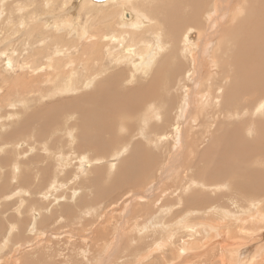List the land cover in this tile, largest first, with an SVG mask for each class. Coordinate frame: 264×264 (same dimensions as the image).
<instances>
[{"label":"rangeland","instance_id":"1","mask_svg":"<svg viewBox=\"0 0 264 264\" xmlns=\"http://www.w3.org/2000/svg\"><path fill=\"white\" fill-rule=\"evenodd\" d=\"M54 1L55 2H53V1L50 2V4H51L50 8L46 9L44 7L46 5L45 0H31V3H30V0H19V1L18 0H7V1L6 0H0V5H1V8H0V19H1V21H0V38H1L0 39V77H1L0 78V95H1V97H0V111H1L0 112V114H1L0 115V162L2 163V165H6L7 162L9 161V162H11V166H12V164L15 163V161L18 159V157L20 158V156H19L20 153H22L24 151V149H26V147L24 145H22L24 142H26V143L28 142L29 144L30 143L32 144L33 142H35L38 139L37 137L42 136V134L43 135L46 134V133L49 134L52 131V129L54 127V120H53V122L50 123V121H52L51 118L49 119L50 114H59V116H60L59 119H62L63 126L66 124V121H64V118L67 116L68 113H71L69 105L81 93H80V91L79 92L78 91H73L72 89L65 90L64 92L61 93L59 91V88H60V90H64L67 87H66V85L64 83L60 82L61 81L60 78L64 79L69 74L70 71L74 70L75 67H69L68 65L69 64H73L75 62L74 64H76V66L79 69L77 71V74L79 75V76L77 75V78L81 79L80 82L77 79V81H78L77 83H78L79 86L82 84V80L84 79V77L82 78V75L79 73V71H83L84 70V64H82V61L84 62V60H82V58H81L83 50L86 49L85 50L86 51V58H85L86 62H87V60H88V62H91L93 60L97 61V60L102 58L103 63H106V64H110V61H111L110 58L115 59L116 58L115 56H118L117 54L120 53V50L121 51L123 50L122 46H119V44L117 42H115L113 45H107V44L103 45L104 42H103L102 35L104 34V32L102 30H104V28L106 26L108 27V25H110L108 23L109 21H106V20H108L110 18V17L107 16L110 13L109 12L106 13L105 11H102V12L101 11H90V9L93 8V6H92L93 4L92 3H96L94 0H90V2H92L90 4H87V2H86L84 4L85 7L80 4V0H70L66 4L67 5L66 7L63 6L64 3H65V0L64 1L63 0H54ZM233 1H235V3L232 2L231 9L228 8V10L226 11V14H227L226 17L228 19H229V13L232 12V8H235L240 2V0H233ZM244 1H246V0H244ZM75 2L80 4V5H78L80 7L76 6ZM137 2H139V0H135L136 4L126 3V5H127L128 8L133 9V10L136 11V10L139 9V6L137 5ZM181 2H182V5H183L181 8H183L184 10H182L181 8L180 9L184 13H181L179 15V17L190 18L188 13L192 10L193 11V17L192 18H193L194 22H200L201 19L198 18V13H199L198 12V6L201 7L203 5V2L202 1H196L195 2V1H192V0H181ZM15 4L18 5V6L16 7ZM22 4L27 5V6L23 5L24 6L23 7ZM253 4L255 5V0H252V4L250 6L251 9H254V5ZM36 5H38V6H36ZM2 6L4 8H2ZM238 6H239L238 9L237 10L234 9L233 13H232V16H233L234 13L237 12L236 15L233 16V18L235 20L237 18V15L239 17L243 16L242 14H240L241 13L240 10L242 8L240 9V5H238ZM12 7H13V9H10ZM19 7L24 8L26 10V11L24 10L25 12H30L31 14L33 13L32 14V19H33V21H36L35 23H32V25H33L32 27L34 29L32 28L33 30H31L29 33L27 32V34L25 33V29H22L21 31L16 32L17 27L19 26V23L21 22V20H23L25 17H26V19H28L27 15L26 16L25 15H21V14H19V12H17ZM83 7H84V9H83ZM67 8H69V9H67ZM128 8H127V10H128ZM33 9H35L36 11H34ZM121 9H122V7H121ZM1 10H2V12H1ZM73 10H74V12H73ZM187 10H189V11H187ZM180 11H178V12H180ZM251 11L253 13V10H251ZM10 12H12L13 15H11L12 13H10ZM34 12H36V13H34ZM118 12H119V8L117 7L116 15L112 19V21L114 23L117 20ZM45 13L50 14V15L52 13L53 16L58 14L57 15L58 17L56 18V19H58V21L57 20H54L56 22L52 21V23H54V24H52L51 22L49 23V21L45 20V16L47 15ZM54 13H55V15H54ZM89 13H91V14H89ZM152 13L150 12L149 15H150V17L153 18L154 17V12H152ZM5 15L7 17H5ZM252 15L255 16L254 13ZM3 16H4V18H3ZM16 16L18 18L20 17V19H18ZM42 16H43V18H42ZM174 16L175 15L173 14V15L170 16V18L171 17L174 18ZM176 16H177V14H176ZM11 17H13V18H11ZM34 17L36 18V20H35ZM5 18H7V19H5ZM15 18H16V20H13ZM170 18L168 20V22H170V24H166L164 21L160 22L162 25L165 26V28L166 27L170 28L169 29L170 33L174 32V33L178 34L180 31H184L185 30L184 26L182 27V25L178 24V20H176L178 17L175 18L174 21H173L172 18L171 19ZM227 18H225V20H227ZM9 19L11 21H9ZM65 19L67 20L68 25H67ZM71 19H73V21ZM119 21H120V19H118V23H120ZM171 21L174 24L173 27H172L173 31H171V26H169V25H171ZM84 22H86V23H84ZM11 23H13V24H11ZM15 23L17 25H15ZM42 23H44V24H42ZM13 25L15 27L16 26L17 27L15 28ZM42 25H44V26H42ZM55 25L56 26L58 25V26L55 27ZM101 25H103V26H101ZM247 25H248V27H250V25L248 23H247ZM8 26H9V28H8ZM49 26H50V28H49ZM82 26H83V28H82ZM67 27H68V29H66ZM238 27L239 26H237V28ZM20 28H22V27H20ZM96 28H97V31L96 30L94 31V29H96ZM100 28L101 29L103 28V29L99 30ZM192 28L196 29V27H192ZM80 29H82L83 31L82 30L80 31ZM119 29L120 28H118V27L115 28V29H111V27H110L109 33H114L115 32L114 34H116V32H120L121 31V29L120 30ZM246 29H247L246 27H244V29L243 28H238L237 31L233 32V33H235V37L234 36H229V40H230V37L231 38H233V37L236 38V36H238L239 38H238V40H236L237 38L235 39L237 41L236 43L233 41L234 38L232 40H230V43H232V44H233V42L235 44H237V43L238 44H243V42L252 43L253 39H252V37H250V33H249L248 29H247V32H246L247 36H245V38L248 37L249 40L248 39H244V36H243V38L241 37L242 33L244 35V32H245ZM57 30H58V32H57ZM6 31H8V32H6ZM88 31H91V32L89 33ZM21 32H23V33H21ZM66 32H67V35H66ZM94 32L98 33V35L95 34ZM236 32H238V33H236ZM48 33L49 34L51 33V34L48 36ZM78 33H80L79 35H81V36L77 35ZM248 33H249V36H248ZM59 35H60V38L58 37ZM87 35H88V37H87ZM30 36H33V37H30ZM76 36L79 37V39L76 38ZM45 37H47V38H45ZM98 37H101V38H98ZM124 37H126V35H123V36L121 35V39H123ZM227 37L224 38L225 41H226ZM19 38H21L20 41H19ZM72 38H74V39H72ZM114 38H115V36H114ZM12 39H13V41H12ZM42 39H43V41H42ZM49 39L51 41H49ZM57 39H59L61 41V45H58L59 47L57 46V44H60V43L58 42L59 40H57ZM220 39H221L220 33L218 32L217 40L219 41ZM242 39H244V41ZM21 40H23V41H21ZM63 40H64L65 43L63 42ZM92 40L94 41V43H92L93 42ZM217 40H215V41H217ZM44 41H46V42H44ZM13 42H14V45H13ZM27 42H31V44H29V45H32V46H29ZM41 42H42L43 45L41 44ZM54 42H56V43H54ZM76 42H77L78 47L80 48V50H79V48L75 49L72 46V45H75ZM96 42H99V43L97 44ZM223 42H221V43L216 42L218 45H216L214 47L216 49H219V46L221 47V45L223 47ZM62 43H63L64 46L62 45ZM235 44H233V46H235ZM10 45H12L13 47L10 46ZM35 45H36V47H35ZM41 45H42L43 49L40 48ZM50 45H52V47L54 49L52 47L49 48ZM65 45H66V47H65ZM80 45H82V46H80ZM60 46H61V49H60ZM110 46H111V48H110ZM29 47H31V48H29ZM37 47L39 48V50H38ZM45 47H46V49H44ZM68 47H69V51H68ZM83 47L85 49H83ZM27 48H28V50H27ZM33 48L37 52L32 50ZM58 48H59V50L61 52L58 51ZM215 48H213V49H215ZM23 49H25V51ZM74 49H75L76 52L74 51ZM108 49L114 50L112 56H111L112 53L110 52L111 50H108ZM115 49H116V51H115ZM11 50H12V52H11ZM49 50H50V52H49ZM63 50L66 51L65 54L62 53ZM77 50H78V52H77ZM55 51H57V52L55 53ZM91 51H92V54H91ZM102 51H103V53H102ZM179 51H180V49L177 48V47H173L172 48V51H171L172 53H170V55L168 56L170 58L168 63L161 67L163 75L169 74L170 73L169 71H173V69H174L175 72H178L179 70L175 67V65L178 64L179 59H183V61L184 60H188L190 62V56L186 55L185 57H181V54H179ZM16 52H18V53H16ZM32 52L37 54V56H35V54L32 53ZM26 53H28V54H26ZM29 53L31 54V56H30ZM38 53H40V55H38ZM57 53H58L59 57L57 56ZM77 53L81 54V55L79 56ZM212 53L213 52H210L207 55H203V57L204 58L206 57V58L204 59L202 57V59H204V60L207 59L206 61H210V62L214 61L215 58H214V54L212 55ZM232 53H233V50L231 51L230 54H232ZM33 54H34V56H33ZM47 54H48L47 59H45ZM102 54H105V55H102ZM114 54H115V56H114ZM226 54H227V52L223 48V51L221 52V58L223 57L221 62L219 64H217V66H216L215 62H212L209 65V68L204 67V72H203V74L201 76V79H200V81L198 80V83L195 85V90L193 91L194 94H195V97L197 95H199V100L196 97L197 100H195L191 104V106H188L187 114L189 112L190 113L187 115L186 118H182L181 119V120L185 121L184 122V126L182 127V136L183 137H184L185 133L188 132V131H198L199 130V131H202V132L204 131L205 132V130H207V128H208V126L206 125L207 120H209L208 118L212 119V120H209V123L212 126V131L214 130L213 132H219V131L221 132V131H224V130H229V129H232L233 126H234V128H237V127H235V125H237L236 123H238L241 127H240V129L239 128H237V129L241 130L242 127H246V128H243V133H248L249 129H252V132L254 131L256 133L253 132L251 137H253L255 135L258 136V131H259L258 122H259L260 118H259V115L257 114V105H258L257 97L261 96L260 95V91H259L260 89H259V83H258L259 81L258 80H259L260 76L264 73L263 72L264 71L263 70L264 66H259V64H260V58L259 57H261V55H257V65H258V73H257V75L259 74V70L261 71V74H260V76L258 75L259 76L258 79H255L252 76L251 71L246 76V78H244V77L243 78L242 77H236L237 73H236L235 67H234L235 64H234L233 61H231V64H230L229 63L230 61L229 60L227 61L225 59ZM44 55H45V57L42 58ZM66 55H68V56H66ZM69 55L74 56L75 58L71 57ZM100 55H102V56H100ZM39 56H40V58H39ZM55 56L57 57L56 59L58 60L59 64H57V60L52 59V57L55 58ZM63 56L65 57V59H67V58L69 59L71 57L69 60H67L70 63H68L64 59ZM106 57L107 58L109 57V60L105 59ZM9 58H11L13 61L11 59H9ZM60 58H62L64 61H62V59H60ZM186 58H188V59H186ZM44 59H45V67L46 68L44 67V63H43ZM18 60L20 62V65L17 64V63H19V62H17ZM26 60H28V62ZM31 60H32V64H34L35 66H32V64L30 63ZM33 60H35V61H33ZM40 60H41V62H40ZM52 60L54 62H52ZM60 60H61L62 64L63 63L64 64L67 63V67L66 68H64L66 66V64L65 65L63 64L62 66L60 65V62H59ZM225 60H226V62H225L226 71L224 72V71H222L221 66H222V61H225ZM10 62L13 63L14 65L11 64ZM23 62H24V64H23ZM25 62L27 64H25ZM77 62H79V63L77 64ZM42 63H43V65H42ZM15 64H16V66H15ZM49 64H51V65H49ZM56 64L58 66L60 65L58 67L59 70H58V68L56 69ZM168 64H169L170 68L167 67ZM37 65H39V66H37ZM30 66H32V67H30ZM171 66L174 67V68H172ZM3 67H5V68H3ZM32 68H33V70H32ZM53 69L55 70V72L53 71ZM155 69H154L153 74L155 72H157L159 67L157 66V68H155ZM48 70H51L50 71L51 73ZM29 71H30V73H29ZM35 72H38L39 74L35 73ZM43 72H45L46 74L43 73ZM53 72H54V75H53ZM179 72L181 73V71H179ZM31 73H34V75H32ZM37 74L40 75V76H38ZM42 74L43 75L45 74L48 77L50 75L51 82L47 83L46 80L44 79L45 76H43ZM32 76H34V78ZM35 76L38 79L35 78ZM179 76H180V82H182V83L185 82V83H189V84L192 83V80H191V78H189L190 76L188 74H181ZM30 77H32L33 80L36 79L37 82L36 81H30V80H32ZM56 78L59 79V80H57ZM102 78H104V76L100 77V79H102ZM225 79H227V83H224ZM95 80L97 81L98 79H95ZM239 80H240V82H239ZM38 81L40 82V84L42 82V84L40 85ZM260 81L262 83V79ZM21 82L23 84L25 83L26 85L22 84L23 85L22 86ZM95 82H94V84L92 86H90V88H92V89L94 88V86L96 85ZM32 84L34 86H32ZM48 84H50V85H48ZM55 84H57V85H55ZM60 84H62V85L60 86ZM19 85H21L22 87H20ZM30 85H31V87H30ZM51 86H53V87H51ZM50 87L53 89V91H52V89ZM257 89H258V91H257ZM27 90H29V91L32 90V91L28 92ZM182 90H184V89H182ZM83 91L86 92L87 90H83ZM176 92L174 90H164V91H162V94H160L158 96V98L154 97V99L153 98H151L152 100L150 99V101L154 103L156 111L157 110L159 111V109H160L159 112H163V111L165 113L167 112L166 113L167 118H165L167 121L171 120L172 116H174L175 108L178 105V103H175V102L178 100V98H181V94L178 93L179 90H176ZM239 92H242V93H239ZM258 93H259V95H258ZM163 95H164V97H163ZM208 96H211L212 99L209 100ZM243 97H244V101H243ZM9 98H10V100H9ZM129 99H131V101H129ZM240 99H242V100H240ZM4 100H5V102H4ZM8 100H9V102H8ZM111 100H112V98H111ZM127 100H128V103L126 102ZM127 100H125V103L129 107L128 116L127 117H128V119H131V118H133L135 116V114H137L136 113L137 109L135 107V112H134L133 111V107H130V106L133 103H135L137 101V99L133 100L132 97H130V98L128 97ZM204 100H205V102H204ZM255 100H256L257 103L255 102ZM156 101H158V102H156ZM197 101L198 102L200 101V102L198 103ZM209 101H211V102H209ZM217 101H220V102H217ZM1 102H2L3 106L1 104ZM123 102H124V100H122V103ZM78 104H80V102ZM87 104L88 105H93L92 102H88ZM120 104H121V102H120ZM154 106H152V105L150 106L149 105V106H146V108L147 107H151V108L153 107V109H154ZM191 107L192 108L194 107V108L192 109ZM253 107H254V109H256L255 111H252ZM190 108L192 110V114H191ZM203 108H204V110H203ZM219 108L221 109V111H220ZM244 108H245V110H244ZM222 110L223 111L225 110L226 114H229V116H230V117H226V122H225V118H223L224 115L221 114V113H224ZM54 111L57 112V113H54ZM215 112H216V114H215ZM9 113L11 115H9ZM194 113L197 116L196 118H195V114ZM230 113H231V115H230ZM14 114L15 115L17 114V115L15 116ZM177 114L174 116L173 119H177ZM240 114H242V116L244 115L246 117H244V116L242 117ZM27 115H31L30 117H32V119L30 118L31 120L29 119L27 121L26 120V116ZM40 115H42V116H40ZM170 116H171V118H170ZM13 118H14V120H12ZM233 118L234 119L236 118L235 120H237L238 122H234L235 120ZM136 119H138V117H136ZM242 119H244L246 122L244 120H242ZM154 120H156V119H153L151 124H150V126H149V130L151 132H152V130L154 128V125H153V124H155V122L153 123ZM195 121H196V124H195ZM6 122H8L10 125L8 123H6ZM223 122H225V125L222 124ZM2 123H6L5 124L6 126H2ZM86 123H89V121H87ZM129 123H132V121H129ZM49 124H51V125H49ZM91 125L95 127V125L92 122H91ZM254 126L256 128V131L254 130L255 129ZM197 127H199V128H197ZM40 129L42 131H44V132H41ZM13 130H14V132H13ZM9 131L11 132V134H10ZM8 132H9V134H8ZM12 133L15 134L14 137H13ZM34 133L36 135H34ZM7 134H8V136H7ZM118 134H120V133H118ZM124 134L130 135L129 132H125ZM136 136H138V139L140 141H142L143 143L147 144L146 145V149L150 152V154H151V152L153 153L155 150L160 152V150H162V147L165 145L163 143H158L157 141H155V142L154 141L153 142L149 141L148 140L149 136L143 137L141 134H138ZM29 137H30V140H29ZM8 138H10V139H8ZM31 139H33L34 141L33 140L31 141ZM138 139L137 140H133V139L126 138V140H122L121 142H118L116 144V146H112V147L108 146L107 149L103 148L101 146L99 147V145H96L94 147V148H96V150L95 149H91V148L85 149L86 152L89 151L88 152V153H90L89 156L93 157V159H94L93 166H95L97 168H103L104 169V172L102 173L103 175L101 176V180L100 181L97 179L98 176H99V175H97L98 173L94 172L93 169L91 170L89 167H86L85 169H87L88 173L84 170L85 164H84V160L82 159L83 156H79L78 155V157H77V155L74 154L73 156L70 155L73 158V160H72L73 163L70 164L71 167L67 166L64 169L63 173L59 174L60 182H58V181L55 182L54 186L51 187V185H50L51 184L50 183L51 179H49V180L47 179L46 184L44 186H42L43 187L42 189H44V191L41 188L39 189L38 187H33L34 190L36 189L35 193L33 195L28 194L26 197L22 196V195H24V193L22 192L21 186L17 183V176H25V172L24 171L21 172V169H19L17 173L13 172L14 171L13 170L9 174H7L6 168L8 169V167H10V165H6L5 168H3V169L0 168V194H1L0 195L1 196L0 197V201H5L6 202V203L5 202H0L1 203L0 204V207H1L0 208V212H1V214L3 213L2 217L0 216V264H40V263L41 264H54V263L55 264L56 263H58V264H100V263L101 264H140V263L141 264H145V263L150 264L151 262H152V264H163V262H164V264H165V262H166V264H170V263L172 264V262H174L175 259H176L175 262L177 264H181V263L182 264H216V263L218 264V262L221 261V259L219 260L221 252L219 250H217L215 248V246L214 247L213 246L206 247L205 245L202 244L203 245V247H202V245H200L201 243L190 244V245L186 244L185 240H188V237L185 234V232H183L185 230L182 228V224L178 223V222L181 221V218L183 220V216L181 218L179 216H176L175 219L173 218L176 215V212H177L176 209H175V206L178 205V203L174 199V197H176V193H175L174 189L177 188V186H179L178 185V179L179 178L175 177V172L174 173L172 172V175H170L169 178L165 177V176L164 177H160L159 176L161 174L160 170H158L156 172V170L154 169V168L159 169V166H162L163 161H165L166 158L164 156V151H163L162 154L159 153V152H156V155L152 156V158H155V159H152V164H151V166L154 167V168H152L153 170L149 171V169H147L146 171H144L145 173L142 172V175H140L138 177L136 176L138 173L133 174L130 171V168L125 166L126 165V161L124 159L126 158V156H128L129 153L132 152V150H135V152H136L137 148H133V145H134V143L136 141H138ZM10 140H13V141L17 140V143L19 142L20 144L19 143L17 144L16 142H12ZM22 141H24V142H22ZM228 141L230 142V140H228ZM231 141H232V139H231ZM81 142H82V140H79V141L76 142V144H80ZM199 142L195 141L193 143L194 144L196 143V146L197 145L201 146L203 142H201V141H199ZM13 143H15V144H13ZM209 143L210 142H208V144ZM230 143H232V142H230ZM11 144H13V145H11ZM102 144H104V142H102ZM127 144H129V147H127L128 146ZM38 145H40V143ZM122 146H125V147H124V149L121 150V152L122 151H125V152L121 156V158H119V159H121V161L118 160L117 158L113 160V156H114L117 148L120 149ZM200 146H199V149H200ZM220 146H224V142L223 141H218L215 144V147H214L215 150L217 151ZM16 147L19 148V149H17ZM127 148H129V150ZM184 148H183V151H182V153H184L182 158H181L182 161L185 162L186 160H188V162H189L190 161L189 159H191V160L193 159L194 160L195 159V157H194L195 156V152H194V154L192 153L193 155L192 154H190V155L187 154L186 155L187 150H188V143L187 142H184ZM262 148H264V147H262ZM109 149H111V150H109ZM66 150H68V151L72 150L71 146L69 145ZM78 151H79L78 149H73V153H77ZM111 152H113V153H111ZM140 152L141 151H138L137 153H140ZM33 153H34L33 151H28L27 155L30 156ZM245 153L246 152H244V153L241 152V153H238V154L234 155V152H233V154L226 155V157H225V155H223L224 157L222 156V160H225V161H227V160L229 161L230 160V161H233V162H236V163L238 162V164L240 166L238 165V167L235 169L236 173L234 171L233 175H229L228 177L222 178L221 182H219L220 184L221 183H225V182L227 183L230 180V186L226 190H224L225 193L227 191L229 199L224 197V199H221L222 200L221 202H223V204L222 203H220V204H222L221 206H223L224 209L227 210V212L230 211L229 212V217H231V219L227 218L226 220L223 221V219L219 216L220 217L219 219L221 221L222 226L223 227L225 226L223 230L225 232L226 239H227V236H228L227 241L228 242H232V243H237V244H241V242H242L243 243L242 246L245 247L244 250L242 249L243 251L240 250V252H238V253L235 252V255H234V257L232 259L230 258V255H226L227 259H226V262L224 264H229V263L230 264H235V263L236 264H240V263L241 264H253L252 262H254V264H257V263L258 264H264V260H263L264 259V255H263L264 254V247H263L264 246V234L261 236V234H262L261 232L264 231L263 230V228H264V205L261 208H258V212L255 210L256 206H252V204L254 202L257 205V203H256L257 200H261V202H262V199H263V196H264V192H261V188H262V186H264V171L261 172L262 170H264V164H263V160H262L261 154H258V153L255 154L254 153V154H251L252 157L250 155L249 156L250 158H249L248 156L245 155ZM16 155H18V156H16ZM233 156H234V158H233ZM253 156H256V158L253 157ZM99 157H101V158H99ZM139 157L137 159H140ZM229 157H231V158L229 159ZM4 158H5V161H4ZM7 158H10V159H7ZM127 158H129V157H127ZM236 158H237V160H236ZM239 158H240V160L238 161ZM11 159H12V161H11ZM137 159H135V157H133V158L131 157V158L128 159V163H129L130 167L135 166V163L137 164ZM111 160L117 166H119V165L123 166L124 165V167L120 168V170L122 169L121 171L119 170L120 172L118 171V167H117L114 172H112L111 174H108L109 170H107V166L109 165L108 162L111 161ZM17 161H18V167H19V164H20L21 161L19 162V159ZM1 163H0V165H1ZM121 163H125V164H121ZM22 166H23L22 170H23V168L25 169L24 164H22ZM81 166H83V167H81ZM141 166L143 167L144 165H141ZM256 167H257V169H256ZM27 168L30 171V168L28 166H27ZM89 169L91 171H89ZM123 169L124 170L126 169L127 172L130 173V174H127ZM133 169L136 170V168H132V170ZM258 169H260V171ZM135 170H133V172H135ZM254 170L259 171V173L261 172L260 176H259V178L257 180L255 179ZM148 171H149V173H148ZM76 172L78 173V175L76 174ZM91 172H92L93 175L91 174ZM124 172H125V174H124ZM246 172H248L249 174L247 173L248 174L247 175ZM30 173L33 174V172H31V171H30ZM51 173L55 174V169H53L52 167H51ZM228 173H230V172H228ZM239 173H241V174H239ZM5 174H7V175H5ZM54 174H53V176H54ZM131 174H132V177H131ZM251 174H252V176H251ZM125 175H127V177ZM134 175L138 179H136L135 177L133 179ZM179 175H181V173ZM246 175L250 176V177H247ZM7 176H8V178H7ZM120 176L123 178V182H122V178H120ZM124 177H126L125 180H124ZM217 177H219V174L217 175ZM140 178L142 180H140ZM115 179H119V181L121 180L120 183H119V181H117V182L114 181ZM183 179H184L183 182H188V179H185V178H183ZM254 179L256 181H254ZM3 180H4V182L6 181L5 184H4ZM52 180H54V178ZM139 180L142 181V182H139ZM224 180H226V181H224ZM112 181H113V183H112ZM134 181L138 182V184H136ZM242 181L245 184L247 183V181H248V183H249V181H251L250 182L251 184L250 183L247 184V185L242 184L241 185L242 187H239L238 183L239 182L243 183ZM123 183H126V184H124L125 186L123 185ZM132 183H135L136 186L132 185ZM154 183H156L157 185L153 188L152 184H154ZM219 183H217V184H219ZM258 183H260V184H258ZM107 184H108V188L109 189L107 188ZM119 184L122 185V186H120ZM127 184H130V185H127ZM260 185H261V187H259ZM110 187H111L112 190L110 189ZM196 187H197V189H199V186H196ZM150 188H151V190H150ZM254 188H256V189H255V192L253 193ZM47 189L50 190L49 195H48V192H47L48 190ZM231 189H235V191L233 190L235 192V194H236L235 197H231L230 193H228V192H231ZM13 190H14V192H13ZM56 190H57V192H56ZM163 191H164V193H163ZM219 191H222V190L220 189ZM43 192L45 194L47 193V196H45V194ZM13 193H15V194L19 193L17 195L19 198H17V196L15 194H14V197H13ZM38 193H39V195H37ZM41 193H42V195H41ZM148 193H150V194H148ZM173 193H174V195H173ZM54 194L58 195V196L60 194H62V196H59V197L56 196L55 197ZM77 194H78L79 199H77V197H76ZM131 194L134 195V196H132ZM188 194H191V191H189ZM6 195H7V197H10L11 200H10V198L8 200L5 199L4 197H6ZM157 195L159 197H157ZM48 196H49V198H47ZM74 196H75V199H74ZM32 197L34 199H32ZM153 197H155L157 199V202H155L156 199L155 198L153 199ZM161 197H162L163 200L161 199ZM170 197L171 198L173 197L172 199H174V201H175V202L172 203V207H174L176 212L174 211L173 214L171 213V215H170V213L163 214L164 218L162 217V219L159 221L160 217H155V216H157V214H161L160 211H158L160 209L159 207H161L159 205H162V203L164 204L165 202H163V201H167V199L170 198ZM40 198H41V200H40ZM158 198H159V200H158ZM215 198L217 199L219 197H215ZM37 199H39L38 200L39 202L43 201L44 203H47L49 200L52 201V200H56V199H58L60 202H63L65 200H67L65 202H68L70 207L68 206V204H67V206L70 209L66 208L67 206H64L65 209H63V212L60 214V212L62 211L63 205H56L55 208H53V212H52L51 209L45 208L46 205L43 202H42V204H40L37 201ZM232 199L238 201V207H233L232 206ZM24 200H25V203H24ZM31 200L32 201L35 200V201H33V203H32ZM75 200L78 203L77 205L75 204L76 203ZM10 202H12V203H10ZM151 202L153 203V205H152L153 208L150 207L151 206ZM224 202H228V203L225 205ZM13 204H15V206H13ZM3 205L4 206L7 205V207H4ZM2 206H3V208H2ZM20 206H21V208H20ZM27 206H29V207H27ZM75 206H77V207H75ZM147 206L150 209L149 208L147 209ZM154 206L158 207V208L156 209ZM241 206H244L246 208H249V209L253 210L252 218L257 216L255 219H253V221L254 220L255 221L259 220V222L261 223V224H259L258 227H256L252 223H250L251 220L247 221L248 224L245 225V226H243V224H241V222H246L244 220L245 218H247L246 220L252 219L251 216H249V215H241V216L237 215V213L240 211V207ZM33 207L35 208V210H33ZM59 207H60V209H59ZM223 207H219L218 206V208H217L215 213L219 212L221 209H223ZM15 208H17V209H15ZM72 208H74V209H72ZM154 208L156 210H153ZM1 209H4V210H1ZM21 209H22V211H21ZM43 210L45 212H43ZM137 210H140V211H138L140 213H138ZM146 211H147V214H146ZM156 211H158V212H156ZM47 212H49V213H47ZM71 212H72V214H71ZM4 214H5L6 217L4 216ZM11 214H13V215H11ZM29 214L32 215V216H30ZM36 214H38L39 216H37ZM143 214H144V217H143L144 220L142 219ZM41 215L43 216V218H42ZM67 215H68L69 218L67 217ZM60 216H61V218H60ZM125 217H127L128 219L125 218ZM134 217H136V219ZM178 217H179V220H177ZM260 218H261V220H260ZM25 219H29V220L31 219L30 220L31 223H30L29 220H25ZM146 219H147V221H146ZM167 219L169 220V222L167 221ZM126 220H127L128 223H126ZM133 220H135V221H133ZM140 220H141V222H140ZM164 220H166L167 222L164 221ZM142 221H144V223H146V224L142 223ZM148 221H149V223H148ZM36 222H38L39 224L37 223L38 225H36ZM40 223H41V226H40ZM177 223H178V225H177ZM20 224L22 226H20ZM167 224H168V226H167ZM11 225H13L12 229H11ZM144 225H147L149 229L146 226H144ZM34 226H36L35 227L36 230H35ZM162 226L163 227L165 226V227L162 229ZM251 226H252V228H255L256 230L252 229ZM17 227H19V228H17ZM22 227H23V231L24 232L21 230ZM41 227L43 229H41ZM136 227H139L140 229L139 228L136 229ZM155 227H157V228H155ZM158 227H160V229H158ZM167 227L169 229H166ZM145 228H147L148 230L147 229L143 230ZM25 229H28V230H25ZM161 229H162V231H161ZM248 229H250V233L251 234L248 233L249 232ZM33 230H35V232ZM169 230L170 231L173 230V233L171 232L170 235L169 234L167 235L166 232L169 233L170 232ZM67 231H68V233H67ZM9 232H11V234ZM38 232L39 233L41 232V233L39 234ZM51 232H52V234H51ZM89 232H90V234H89ZM163 232L166 233L167 237L165 236V233L163 234ZM25 233H26V235H25ZM69 233H70V235H69ZM237 233H239V234H237ZM8 234H10V235L8 236ZM41 234H42V236H40ZM20 235H22V236H20ZM23 235H25V237ZM86 235H89V236H86ZM175 235H176V237H174ZM235 235H237V238L233 239ZM84 236H86V237H84ZM117 236H118V238H117ZM239 236H241V237L239 238ZM242 237H245V238L243 239ZM251 237L253 238L254 241L252 240ZM255 237L258 239V240L256 239V242H255ZM44 238H45V240H44ZM84 238H86V239H84ZM174 238L175 239L177 238L178 240H175ZM260 241H261V243H259ZM37 244H39V245H37ZM115 244H116V247H115ZM193 245H196V246L199 245V246H201V248L199 246L197 248L198 250L190 248L187 252L185 251V253L187 255L185 253H183L185 256L182 255V253H181V252H183L182 247H184V246H193ZM252 245L254 247H251ZM196 246H193V247H196ZM237 247H239V246H237ZM116 248H117V250H116ZM205 248H206V250H205ZM249 248L250 249L253 248L255 250L253 251V249L250 250ZM199 249L201 250L202 253L198 252V251H200ZM247 249H248V252H247ZM192 250H193V252H192ZM196 252H198V253H196ZM216 252H218V253H216ZM170 253H171V257H172V259H170V261L172 260V262H170V261L168 262ZM199 253H200L201 256L199 255ZM251 253H254V254H251ZM174 254H175V256H174ZM177 254H178V256H177ZM204 254H206V255H204ZM217 254H219V256H217ZM236 254H238V255H236ZM255 254L257 255V257H255L256 259L253 257V256H256ZM199 256H200V258H199ZM166 257H167V259H166ZM176 257H178V258L180 257V258H182L184 260L182 261V259H180V258L178 259ZM252 259H253V261H252ZM11 261H12V263H11ZM206 261H208V262H206ZM138 262H140V263H138ZM175 262L173 264H176ZM219 263L222 264L223 262H219Z\"/></svg>","mask_w":264,"mask_h":264},{"label":"bare ground","instance_id":"2","mask_svg":"<svg viewBox=\"0 0 264 264\" xmlns=\"http://www.w3.org/2000/svg\"><path fill=\"white\" fill-rule=\"evenodd\" d=\"M7 1V0H6ZM19 1V0H18ZM55 2L54 0H45L46 5L44 6L46 9L50 8V2ZM64 1V0H63ZM70 0H65L64 3V7H66L67 3ZM96 3H92L90 2V0H80V4L84 6V4L87 2V4L92 3L93 8L90 9V11H105L106 13H110L109 15H107L108 17H110L108 20V23L110 25H108V27L106 26L104 28V30H102L101 28L99 30H102L104 32V34L102 35L103 38V45H113L115 42H117L119 44V46H122L123 50H120V53H118V56H114L116 57L115 59L110 58V64H106L103 63L102 58L99 60H93L91 62H87L85 61L86 59V49L83 47L82 51V60H84V62L82 61V64H84V70L83 71H79V73L82 75V78L84 77V79L82 80V84L79 86L78 85V81H77V71L79 70L78 67L76 66V64H69V67H75L74 70L70 71L69 74L63 79H61L60 77V82L64 83L66 85L67 88H65L64 90H60L59 91L62 93L65 90H69L72 89L73 91H80L81 94H79V96L77 98H75L71 104L69 105L70 108V112L68 113L67 116L64 118V121H66V124L63 126V121L62 119H59V114H50L49 119L51 118L53 122L54 120V127L52 129V131L48 134H42V136L37 137L38 139L33 142L32 144L30 143H26L24 142L22 145H24L26 147V149H24V151L22 153H20V158L19 159V167H18V159L15 161L14 164H12L11 166V162H7L6 165H10V167H8L7 170V174H9L10 172H15L17 173L19 169H21V172H25V176H17V183L21 186L22 192L24 193V195H22L23 197H26L28 194L33 195L35 193V190L33 189V187H38L39 189L43 188L42 186H44L46 184L47 179H51V187L54 186L55 182H60V178H59V174L63 173L64 169L69 166L71 163H73V158L70 155H78L79 156H83V160H84V170L87 172V169H85L86 167H89L91 170L93 169L94 172H97L99 175L98 176V180H101V176L103 175L102 173L104 172L103 168H97L95 166H93V162L94 159L93 157H90L88 152L85 151V149L87 148H91V149H95L94 148L96 145H99V147H103L106 148L108 146H116V144L118 142H121L122 140H126V138L129 139H133V140H137L138 139V134H141L143 137H147L149 136L148 140L149 141H157L158 143H163L165 144L162 147V150L159 151H154L153 153L150 152L146 149V145L145 143H143L142 141H140L138 139V141H136L133 145V148H137L136 152L135 150H132L131 153L128 154V156H126V158L124 159L126 161V167L130 168V171L133 174L138 173L136 176H140L142 175V172L146 171L147 169H149V171H152L154 167L151 166L152 164V158L153 155H156V152L159 153H163L164 151V156H165V161H163L162 166H159V169H156V172L158 170H160V177H168L170 175H172V172H175V177L179 178L178 179V185L177 188H175V193H176V197H174V199L176 200V202L178 203V205L174 207H172V203L175 202L174 199H172L171 197L167 199V201H163L165 202L164 204L162 203V205H159L161 207H159L160 209L158 211H160L161 214H157V216L155 217H160L159 221L162 219V217L164 218L163 214L166 213H171L173 214V212H176V215L173 217L175 219L176 216H179L180 218L183 216V220L181 218V221L178 223L182 224V228L185 230L183 232H185V234L188 237V240H185V243L190 245V244H196V243H201L200 245H205L206 247H210V246H215V248L217 250H219L221 252L220 258L221 261L219 262H223L222 264H224L226 262V255H230V258L232 259L235 255V252L238 253L241 251H243L245 249V247L242 246V242L241 244H237V243H232V242H228V236L226 239V235L224 232V227L221 224L220 221V217L224 220H226L227 218L231 219V217H229V212H227L226 209H224L223 206H221L223 204V202H221V199L228 198V194L227 191L226 193L224 192V190H226L229 186H230V180L229 182H225V183H219L221 182L222 178L228 177L229 175H233L235 169L238 167V162H233V161H225L222 160V156L225 155H231L234 152V155L241 153V152H246L245 155L246 156H250L251 154H261L262 156V160H263V164H264V73L260 76L261 71L259 70V91H260V97L258 96V105H257V114L259 115V131H258V136L255 135L253 137L252 134V129H249L248 133H243V128L246 127H242L241 130L240 129V125L238 123H236L237 125H235V127L239 128H234V126L232 127V129L229 130H224V131H219V132H213L212 131V126L209 123V120H212L210 118H208L209 120H207L206 125L208 126L207 130H205V132L203 131H188L185 133L184 137L182 136V127L184 126V122L183 120H181L182 118H186L187 115V111H188V106H191V104L197 100H199V95H197L195 97L194 94V90H195V85L198 83V80L200 81L201 76L204 72V67L209 68V65L212 62L219 64L222 60L221 58V52L224 50L227 52L225 59L228 61H230L229 63L231 64V61L234 62V67H235V71H236V77H244L246 78V76L250 73L255 79H258V65H257V55H261L260 58V64L259 66H264V0H255V5H254V9H251L250 6L252 4V0H240L239 4L240 5V14H242L243 16L239 17L237 15L236 20L233 18L234 15H236L237 12L234 13V15L232 16L233 10L234 9H238V5L235 8H232V12L229 13V19L226 17V11L228 10V8L231 9L232 7V2L235 3V1L233 0H192V1H202L203 5L200 7L198 6V18L201 19L200 22H194L193 20V11L191 10L188 15L190 16V18H185V17H179V15L182 12V10H184L183 8H181L182 2L181 0H139V2H137V5L139 6L138 10H133L127 7L126 3H135V0H94ZM17 2V1H16ZM78 2V1H77ZM77 2H75V5L78 6L80 4H78ZM189 2V1H188ZM31 3V0H30ZM34 3V2H33ZM98 3V4H97ZM190 3V2H189ZM16 5V4H15ZM24 4H22L23 6ZM74 5V4H73ZM72 5V6H73ZM74 5V6H75ZM200 5V4H199ZM18 5H16L17 7ZM27 6V5H24ZM23 6V7H24ZM38 6V5H36ZM73 6V7H74ZM75 6V7H76ZM189 6V5H188ZM187 6V7H188ZM43 7V6H42ZM63 7V8H64ZM70 7V6H69ZM80 7V6H78ZM85 7V6H84ZM83 7V9H84ZM117 7L119 8V12L117 14V20L114 23L112 21L113 17L116 15L117 12ZM122 7V9H121ZM134 7V6H133ZM185 7V6H184ZM190 7V6H189ZM194 7V6H193ZM1 8V5H0ZM2 8H4L2 6ZM128 8V10H127ZM182 10H181V9ZM10 9H13L10 8ZM16 9V8H15ZM69 9V8H67ZM82 9V8H81ZM149 9V10H148ZM3 10V9H2ZM1 10V12H2ZM25 9L22 7H19L17 12H19V14L21 15H27L28 19H26V17L21 20V22L19 23V26L17 27L16 32L21 31L22 29H25V33L27 34V32L29 33L31 30H33L34 28L32 27V23H35L36 21H33L32 19V14L30 12H25ZM34 11H36L35 9H33ZM32 10V11H33ZM62 10V9H61ZM71 10V9H70ZM181 10V11H180ZM255 16H253L252 11ZM13 11V10H12ZM30 11V10H29ZM63 11V10H62ZM154 12V17H150V12ZM180 11V12H178ZM189 11V10H187ZM251 11V12H250ZM14 12V11H13ZM66 12V11H65ZM72 12V11H71ZM74 12V10H73ZM250 12V13H249ZM12 13V12H10ZM36 13V12H34ZM177 16H176V14ZM186 13V12H185ZM18 14V13H17ZM47 14V13H45ZM80 14V13H79ZM91 14V13H89ZM153 14V13H152ZM175 15L173 19L177 18L176 20H178V24L182 25V27L184 26L185 30L184 31H180L178 34L177 33H170V28L166 27L164 25H162L160 22L164 21L166 24H170V22H168L169 18L171 15ZM13 15V13L11 14ZM37 15V14H36ZM55 15V13H54ZM58 15V14H57ZM55 15L53 16L52 13L47 14L45 16V20L49 21V23L56 19L58 16ZM183 15V14H182ZM76 16V15H75ZM5 17H7L5 15ZM17 17V16H16ZM52 17V18H51ZM68 17V16H67ZM66 17V18H67ZM2 18V17H1ZM4 18V16H3ZM13 18V17H11ZM10 18V19H11ZM18 18V17H17ZM35 18V17H34ZM40 18V17H39ZM43 18V16H42ZM87 18V17H86ZM170 18V19H171ZM197 18V19H198ZM225 18H227V20H225ZM7 19V18H5ZM9 19V21H11ZM20 19V17L18 18ZM63 19V18H62ZM61 19V20H62ZM70 19V18H69ZM118 19H120V23H118ZM196 19V20H197ZM13 20H16L13 19ZM36 20V18H35ZM41 20V19H40ZM66 20V19H65ZM73 21V19H71ZM75 20V19H74ZM152 20V21H151ZM175 20V21H176ZM1 21V19H0ZM19 21V20H18ZM64 21V20H63ZM77 21V20H76ZM80 21V20H79ZM45 22V21H44ZM56 22V21H54ZM81 22V21H80ZM168 22V23H167ZM223 22V23H222ZM225 22V23H224ZM10 23V22H9ZM18 23V22H17ZM62 23V22H61ZM64 23V22H63ZM66 23L68 25V22L66 20ZM77 23V22H76ZM75 23V24H76ZM79 23V22H78ZM86 23V22H84ZM83 23V24H84ZM247 23L250 25V27H248ZM13 24V23H11ZM40 24V23H39ZM44 24V23H42ZM54 24V23H52ZM15 25H17L15 23ZM85 25V24H84ZM173 22L171 21V31L172 27H173ZM247 25V26H246ZM14 26V25H13ZM44 26V25H42ZM58 26V25H57ZM55 25V27H57ZM87 26V25H86ZM99 26V25H98ZM103 26V25H101ZM167 26V25H166ZM178 26V25H177ZM237 26H239L238 28H243L246 27L249 30L250 33V37H252L253 41L252 43H246L243 42V44H235L238 40V36L235 37V31L238 30ZM15 27V26H14ZM15 27V28H16ZM22 27V28H20ZM48 27V26H47ZM66 27V26H65ZM70 27V26H69ZM92 27V26H91ZM110 27L111 29H115V28H120L121 31L120 32H116V34L114 33H109L110 31ZM181 27V28H182ZM192 27H196L192 28ZM9 28V26H8ZM33 28V29H32ZM50 28V26H49ZM83 28V26H82ZM89 28V27H88ZM68 29V27L66 28ZM72 29V28H71ZM90 29V28H89ZM93 29V28H92ZM119 29V30H120ZM247 29L244 32V35L242 33L241 37L244 39H248L249 38H245V36H247L246 32ZM36 30V29H35ZM34 30V31H35ZM60 30V29H59ZM82 29H80L81 31ZM97 31V28L94 29V31ZM259 30V31H258ZM263 32H262V31ZM10 31V30H9ZM33 31V32H34ZM37 31V30H36ZM83 31V30H82ZM86 31V30H85ZM93 31V30H92ZM101 31V32H102ZM175 31V30H174ZM8 32V31H6ZM5 32V33H6ZM15 32V33H16ZM58 32V30H57ZM78 32V31H77ZM89 33L91 31H88ZM87 32V33H88ZM176 32V31H175ZM218 32L220 33V37L221 39L218 41L217 40V34ZM13 33V32H12ZM23 33V32H21ZM95 34L98 35V33L94 32ZM238 33V32H236ZM248 33V36H249ZM51 34V33H50ZM48 33V36L50 35ZM80 33H78L77 35H79ZM82 34V33H81ZM102 34V33H101ZM100 34V35H101ZM233 34V35H232ZM241 34V33H240ZM67 35V32H66ZM90 35V34H89ZM121 35H126V37H124L123 39H121ZM14 36V35H13ZM26 36V35H25ZM52 36V35H51ZM63 36V35H62ZM81 36V35H79ZM94 36V35H93ZM115 36V38H114ZM228 36V37H227ZM229 36H234L233 38L230 37V40L233 39V44H235V46H233L232 43H230L229 40ZM10 37V36H9ZM33 37V36H30ZM53 37V36H52ZM60 38V35L58 36ZM88 37V35H87ZM97 37V36H96ZM226 41L224 40V38H226ZM23 38V37H22ZM35 38V37H34ZM33 38V39H34ZM47 38V37H45ZM49 38V37H48ZM51 38V37H50ZM76 38L79 39V37L76 36ZM82 38V37H81ZM101 38V37H98ZM1 39V38H0ZM15 39V38H14ZM21 38H19L20 41ZM31 39V38H30ZM44 39V38H43ZM42 39V41H43ZM54 39V38H53ZM74 39V38H72ZM71 39V40H72ZM236 39V40H235ZM244 39H242L244 41ZM251 39V38H250ZM29 40V39H28ZM46 40V39H45ZM48 40V39H47ZM59 40V39H57ZM85 40V39H84ZM217 40V41H215ZM13 41V39H12ZM17 41V40H16ZM23 41V40H21ZM27 41V40H26ZM37 41V40H36ZM35 41V42H36ZM41 41V40H40ZM49 41H51L49 39ZM93 41V40H92ZM224 41V42H223ZM247 41V40H246ZM39 42V41H38ZM46 42V41H44ZM57 42V41H56ZM54 42V43H56ZM61 45V41H58ZM64 42V40H63ZM72 42V41H71ZM216 42L221 43L223 42V47L221 45V47L219 46V49H216L214 46L218 45ZM248 42V41H247ZM8 43V42H7ZM6 43V44H7ZM28 45L31 44V42H27ZM33 43V42H32ZM48 43V42H47ZM50 43V42H49ZM53 43V44H54ZM65 43V42H64ZM67 43V42H66ZM89 43V42H88ZM91 43V42H90ZM94 43V41L92 42ZM97 44L99 42H96ZM116 43V44H117ZM42 44V42H41ZM68 44V43H67ZM80 44V43H79ZM84 44V43H83ZM14 45V42H13ZM34 45V44H33ZM38 45V44H37ZM43 45V44H42ZM41 45V49H43ZM56 45V44H55ZM63 45V43H62ZM69 45V44H68ZM12 46V45H10ZM32 46V45H29ZM54 46V45H53ZM56 46V47H57ZM64 46V45H63ZM62 46V47H63ZM75 49L79 48L78 44L76 42L75 45H72ZM82 46V45H80ZM89 46V45H88ZM117 46V45H116ZM13 47V46H12ZM27 47V46H26ZM36 47V45H35ZM52 47V45L49 46V48ZM59 47V46H58ZM66 47V45H65ZM90 47V46H89ZM173 47H177L180 49L179 54H181V57H185L186 55L190 56V62L188 60H184L183 59H179L178 64L175 65V67L181 71V73L175 72L174 69L173 71H169V74L163 75L162 74V66H164L165 64L168 63L169 61V55L170 53H172V48ZM218 47V46H217ZM31 48V47H29ZM38 48V47H37ZM53 48V47H52ZM64 48V47H63ZM62 48V49H63ZM82 48V47H81ZM106 48V47H105ZM111 48V46H110ZM121 48V47H120ZM215 48V49H213ZM13 49V48H12ZM26 49V48H25ZM25 49H23L25 51ZM46 49V47L44 48ZM48 49V48H47ZM54 49V48H53ZM61 49V46H60ZM66 49V48H65ZM64 49V50H65ZM74 49V51H75ZM14 50V49H13ZM28 50V48H27ZM34 50V48L32 49ZM39 50V48H38ZM52 50V49H51ZM57 50V49H56ZM62 53L65 54L66 51H64ZM80 50V48H79ZM96 50V49H95ZM111 50V49H108ZM118 50V49H117ZM233 50V53H231V51ZM35 51V50H34ZM43 51V50H42ZM45 51V50H44ZM47 51V50H46ZM53 51V50H52ZM58 51L59 48H58ZM68 51H69V47H68ZM73 51V50H72ZM101 51V50H100ZM105 51V50H104ZM116 51V49H115ZM12 52V50H11ZM29 52V51H28ZM31 52V51H30ZM37 52V51H35ZM50 52V50H49ZM57 51H55L56 53ZM61 52V51H60ZM59 52V53H60ZM76 52V51H75ZM78 52V50H77ZM113 55L114 50L110 51ZM118 52V51H117ZM210 52H213L212 55L214 54V61L210 62V61H206L204 60L205 58L203 57V55H207ZM18 53V52H16ZM15 53V54H16ZM34 53V52H32ZM68 53V52H67ZM100 53V52H99ZM103 53V51H102ZM28 54V53H26ZM30 54V53H29ZM35 54V53H34ZM33 54V56H34ZM45 54V53H44ZM75 54V53H74ZM78 54V53H77ZM92 54V51H91ZM94 54V53H93ZM96 54V53H95ZM8 55V54H7ZM38 55H40V53H38ZM51 55V54H50ZM54 55V54H53ZM79 56L81 54H78ZM97 55V54H96ZM105 55V54H102ZM100 55V56H102ZM9 56V55H8ZM26 56V55H25ZM31 56V54H30ZM35 56H37V54H35ZM48 54L42 57L45 59H47ZM57 56L59 57L58 53ZM68 56V55H66ZM71 56V55H69ZM78 56V57H79ZM99 56V57H100ZM107 56V55H106ZM174 56V55H173ZM211 56V55H210ZM54 57V56H53ZM55 59L57 60L56 56ZM64 57V56H63ZM74 57V56H71ZM70 57V58H71ZM110 57V56H109ZM109 57L105 58L107 60H109ZM202 57L204 59H202ZM212 57V56H211ZM8 58V57H7ZM6 58V59H7ZM12 58V57H11ZM9 58V59H11ZM21 58V57H20ZM29 58V57H28ZM38 58V57H37ZM40 58V56H39ZM69 58V59H70ZM75 58V57H74ZM98 58V57H97ZM213 58V57H212ZM14 59V58H13ZM27 59V58H26ZM45 59H44V67H45ZM59 59V58H58ZM62 59V58H60ZM65 59V57H64ZM68 58L65 59L66 61L69 60ZM188 59V58H186ZM210 59V58H209ZM12 60V59H11ZM225 61H222V66L221 69L222 71H226V64ZM13 61V60H12ZM28 62V60H26ZM30 61V60H29ZM35 61V60H33ZM62 61H64L62 59ZM74 61V60H73ZM106 61V60H105ZM5 62V61H4ZM8 62V61H7ZM19 62V60L17 61ZM39 62V61H38ZM41 62V60H40ZM52 62H54L52 60ZM60 65L62 66L63 64L61 63V60L59 61ZM68 62V61H67ZM263 62V63H262ZM11 63V62H10ZM32 64V60L30 62ZM42 63V65H43ZM70 63V62H68ZM79 62H77L78 64ZM170 63V62H169ZM13 64V63H11ZM20 65V62L17 63ZM24 64V62H23ZM22 64V65H23ZM25 64H27L25 62ZM40 64V63H39ZM57 64L58 60H57ZM56 64V69L60 66H58ZM66 66L64 68L67 67V63H65ZM64 64V65H65ZM114 64V65H113ZM171 64V63H170ZM14 65V64H13ZM41 65V64H40ZM51 65V64H49ZM16 66V64H15ZM32 66H35L34 64H32ZM30 66V67H32ZM39 66V65H37ZM157 66L159 67V69L157 70V72H154V69L157 68ZM19 67V66H18ZM17 67V68H18ZM68 67V68H69ZM169 67V64L168 66ZM172 67V66H171ZM5 68V67H3ZM23 68V67H22ZM41 68V67H40ZM46 68V67H45ZM52 68V67H51ZM54 68V67H53ZM170 68V67H169ZM174 68V67H172ZM264 68V67H263ZM77 69V70H76ZM13 70V69H12ZM22 70V69H21ZM33 70V68H32ZM36 70V69H35ZM45 70V69H44ZM59 70V68H58ZM61 70V69H60ZM71 70V69H70ZM156 70V69H155ZM170 70V69H169ZM264 70V69H263ZM23 71V70H22ZM31 71V70H30ZM29 71V73H30ZM49 72L51 70H48ZM53 71L55 72V70L53 69ZM24 72V71H23ZM48 72V73H49ZM53 72V75H54ZM174 72V73H173ZM264 72V71H263ZM38 73V72H35ZM45 73V72H43ZM51 73V72H50ZM59 73V72H58ZM64 73V72H63ZM67 73V72H66ZM228 73V72H227ZM32 75H34V73H31ZM39 74V73H38ZM37 74V75H38ZM46 74V73H45ZM45 76L44 79L46 80L47 83L51 82V78L50 75L49 77ZM181 74H188L192 80V83H182L180 82V76ZM8 75V74H7ZM23 75V74H22ZM36 75V76H37ZM57 75V74H56ZM63 75V74H62ZM35 76V78H37ZM40 76V75H38ZM59 76V75H58ZM57 76V77H58ZM79 76V75H78ZM104 76V78L100 79V77ZM22 77V76H21ZM34 78V76H32ZM32 77H30L32 79ZM56 77V76H55ZM182 77V76H181ZM1 78V77H0ZM42 78V77H41ZM80 78V77H79ZM20 79V78H19ZM38 79V78H37ZM40 79V78H39ZM57 79V78H56ZM95 79H98L97 81ZM262 79V83L261 80ZM5 80V79H4ZM41 80V79H40ZM59 80V79H57ZM79 82L81 79H78ZM7 81V80H6ZM12 81V80H11ZM16 81V80H15ZM21 81V80H20ZM19 81V82H20ZM30 81H36V79H32ZM96 81V82H95ZM5 82V81H4ZM25 82V81H24ZM39 82V81H38ZM45 82V83H46ZM54 82V81H53ZM94 82L96 83V85L94 86V88H90V86H92L94 84ZM240 82V80H239ZM238 82V83H239ZM16 83V82H15ZM32 83V82H31ZM224 83H227V79L224 80ZM236 83V82H235ZM5 84V83H4ZM20 84V83H19ZM23 83L21 82V85ZM25 84V83H24ZM23 84V85H24ZM40 84V82H39ZM38 84V85H39ZM42 84V82H41ZM40 84V85H41ZM52 84V83H51ZM257 84V83H256ZM18 85V84H17ZM21 85H19L20 87H22ZM26 85V84H25ZM50 85V84H48ZM54 85V84H53ZM57 85V84H55ZM62 84H60L61 86ZM15 86V85H14ZM32 86H34L32 84ZM111 86V87H110ZM6 87V86H5ZM19 87V88H20ZM31 87V85H30ZM45 87V86H44ZM53 87V86H51ZM50 87V88H51ZM11 88V87H10ZM9 88V89H10ZM35 88V87H34ZM33 88V89H34ZM90 88V89H89ZM12 89V88H11ZM16 89V88H15ZM14 89V90H15ZM21 89V88H20ZM36 89V88H35ZM52 89V88H51ZM108 89V90H107ZM184 89V90H182ZM3 90V89H2ZM50 90V89H49ZM83 90H87L86 92H84ZM164 90H174L176 92V90H179L178 93L181 94V98H178V100L175 103H178V105L175 108V114L174 116L177 114V119H173L174 116H172V119L167 121L165 118H167L166 113L163 112H159L154 106V103L150 101L151 98L154 99V97H157L162 94V91ZM28 92L32 91V90H27ZM53 91V89H52ZM58 91V92H59ZM83 91V92H82ZM258 91V89H257ZM68 92V91H67ZM177 93V92H176ZM242 93V92H239ZM29 94V93H28ZM44 94V93H43ZM6 95V94H5ZM4 95V96H5ZM20 96V95H19ZM1 97V95H0ZM132 97L133 100L137 99V101L135 103H133L130 107H133V111L135 112V107L137 109V114H135V116L131 119H128V110L129 107L128 105L125 103V100H127V98ZM164 97V95H163ZM209 100L212 99L211 96H208ZM240 97V96H239ZM112 98V100H111ZM168 98V97H167ZM201 98V97H200ZM241 98V97H240ZM6 99V98H5ZM42 99V98H41ZM239 99V98H238ZM10 100V98H9ZM8 100V102H9ZM66 100V99H65ZM122 100H124V102L122 103ZM152 100V99H151ZM159 100V99H158ZM242 100V99H240ZM254 100V99H253ZM129 101H131V99H129ZM224 101V100H223ZM238 101V100H237ZM243 101H244V97H243ZM3 102V101H2ZM1 102V104H2ZM5 102V100H4ZM80 102V104H78ZM88 102H92L93 105H88ZM121 102V104H120ZM128 103V100L126 101ZM158 102V101H156ZM174 102V101H173ZM198 102V101H197ZM200 102V101H199ZM198 102V103H199ZM205 102V100H204ZM211 102V101H209ZM220 102V101H217ZM256 102V100H255ZM107 103V104H106ZM109 103V104H108ZM130 103V102H129ZM174 103V104H175ZM257 103V102H256ZM5 104V103H4ZM7 104V103H6ZM90 104V103H89ZM220 104V103H219ZM224 104V103H223ZM243 104V103H242ZM241 104V105H242ZM154 106L153 107H147L146 106ZM240 105V104H239ZM246 105V104H245ZM3 106V104H2ZM171 106V105H170ZM212 106V105H211ZM214 106V105H213ZM222 106V105H221ZM61 107V106H60ZM128 107V108H127ZM196 107V106H195ZM199 107V106H198ZM197 107V108H198ZM255 107V106H254ZM252 111H255L256 109H254ZM192 108V107H191ZM190 108L191 114H192V110ZM194 108V107H193ZM192 108V109H193ZM211 108V107H210ZM5 109V108H4ZM162 109V108H161ZM216 109V108H215ZM220 109V108H219ZM226 109V108H225ZM50 110V109H49ZM48 110V111H49ZM166 110V109H165ZM196 110V109H195ZM204 110V108H203ZM213 110V109H212ZM227 110V109H226ZM232 110V109H231ZM245 110V108H244ZM243 110V111H244ZM38 111V110H37ZM44 111V110H43ZM201 111V110H200ZM219 111V110H218ZM221 111V109H220ZM223 111V110H222ZM1 112V111H0ZM172 112V111H171ZM224 113H221L224 115L223 118H225V122H226V117H230L229 114H226L225 110L223 111ZM228 112V111H227ZM16 113V112H15ZM54 113H57L54 111ZM218 113V112H217ZM245 113V112H244ZM250 113V112H249ZM195 114V113H194ZM201 114V113H200ZM216 114V112H215ZM1 115V114H0ZM9 115H11L9 113ZM15 115V114H14ZM13 115V116H14ZM17 115V114H16ZM15 115V116H16ZM39 115V114H38ZM231 115V113H230ZM242 116V114H240ZM14 116V117H15ZM31 115H27L26 116V120L28 121L30 118L32 119V117H30ZM42 116V115H40ZM39 116V117H40ZM78 116V117H77ZM190 116V115H189ZM218 116V115H217ZM240 116V117H241ZM244 116V115H243ZM242 116V117H243ZM44 117V116H43ZM136 117H138V119H136ZM196 114H195V118H196ZM222 117V116H221ZM220 117V118H221ZM246 117V116H244ZM248 117V116H247ZM251 117V116H250ZM73 118V119H72ZM171 118V116H170ZM30 119V120H31ZM41 119V118H40ZM153 119H156L153 121V123L155 122L154 128L152 130V132L149 130V126L152 122ZM191 119V118H190ZM214 119V118H213ZM232 119V118H231ZM234 119V118H233ZM236 119V118H235ZM234 119V120H235ZM241 119V118H240ZM14 120V118L12 119ZM45 120V119H44ZM74 120V121H73ZM89 121V123H86L87 121ZM244 120V119H242ZM251 120V119H250ZM254 120V119H253ZM46 121V120H45ZM62 121V122H61ZM86 121V122H85ZM95 125L92 126L91 122ZM129 121H132V123H129ZM157 121V122H156ZM197 121V120H196ZM195 121V124H196ZM216 121V120H215ZM233 121V120H232ZM245 121V120H244ZM252 121V120H251ZM3 122V121H2ZM47 122V121H46ZM189 122V121H188ZM198 122V121H197ZM225 122H223L222 124L225 125ZM234 122H238L237 120H235ZM246 122V121H245ZM253 122V121H252ZM8 123V122H6ZM6 123H2V126H6ZM48 123V122H47ZM187 123V122H186ZM194 123V122H193ZM205 123V122H204ZM215 123V122H214ZM260 123V124H259ZM9 124V123H8ZM7 124V125H8ZM87 124V125H86ZM189 124V123H188ZM221 124V123H220ZM219 124V125H220ZM221 124V125H222ZM253 124V123H252ZM251 124V125H252ZM255 124V123H254ZM10 125V124H9ZM51 125V124H49ZM48 125V126H49ZM205 125V126H206ZM220 125V126H221ZM247 125V124H246ZM250 125V126H251ZM53 126V125H52ZM137 126V127H136ZM201 126V125H200ZM206 126V127H207ZM257 126V125H256ZM18 127V126H17ZM16 127V128H17ZM136 127V128H135ZM193 127V126H192ZM135 128V129H134ZM199 128V127H197ZM205 128V127H204ZM255 128V126H254ZM41 130V129H40ZM256 131V128L254 129ZM46 131V130H45ZM117 131V132H116ZM135 133H133V132ZM10 132V131H9ZM8 132V134H9ZM14 132V130H13ZM38 132V131H37ZM41 132H44L41 130ZM94 132V133H93ZM125 132H129L130 135L128 134H124ZM137 132V133H136ZM120 133V134H118ZM256 133V132H254ZM7 134V136H8ZM11 134V132H10ZM13 137H14V133H12ZM34 135H36L34 133ZM39 135V134H38ZM30 136V135H29ZM12 137V138H13ZM11 138V137H10ZM8 138V139H10ZM221 138V139H220ZM24 139V138H23ZM220 139V140H219ZM232 139V141H231ZM22 140V139H21ZM30 140V137H29ZM33 139H31L32 141ZM82 140V142L80 144H76L77 141ZM185 140V141H184ZM228 140H230V143ZM12 142H16L13 140H10ZM34 141V140H33ZM145 141V140H144ZM195 141H201L203 142L202 145L196 146V143L194 144L193 142ZM218 141H223L224 142V146H220L219 149L216 151L215 150V144ZM102 142H104V144H102ZM184 142L188 143V150H187V154H194L195 152V159L191 160L188 162V160H186L185 162L182 161V156L184 153H182L183 148H184ZM208 142H210L208 144ZM11 143V142H10ZM19 143V142H18ZM17 143V144H18ZM40 143V145H38ZM200 143V142H199ZM15 144V143H13ZM11 144V145H13ZM20 144V143H19ZM198 144V143H197ZM220 144V143H219ZM231 144V145H230ZM10 145V144H9ZM71 146L72 150L68 151L66 150L68 146ZM129 147V144H127ZM125 146H122L120 149L117 148L114 156H113V160L114 159H118L121 161V156L124 154L125 151H122V149H124ZM17 148V147H16ZM132 148V149H133ZM154 148V147H153ZM19 149V148H17ZM22 149V148H21ZM73 149H78L79 151L77 153H73ZM99 149V148H98ZM126 149V148H125ZM129 150V148H127ZM185 149V148H184ZM9 150V149H8ZM7 150V151H8ZM35 150V151H34ZM111 150V149H109ZM153 150V149H152ZM151 150V151H152ZM16 151V150H15ZM28 151H33L34 153L30 156L27 155ZM92 151V150H91ZM98 151V150H97ZM104 151V150H103ZM134 151V152H133ZM138 151H141L140 153H137ZM17 152V151H16ZM185 152V151H184ZM5 153V152H4ZM15 153V152H14ZM30 153V152H29ZM113 153V152H111ZM137 153V154H136ZM142 154V155H141ZM192 154V155H193ZM8 155V154H7ZM240 155V154H239ZM18 156V155H16ZM110 156V155H109ZM140 156V157H139ZM142 156V157H141ZM238 156V155H237ZM8 157V156H7ZM25 157V158H24ZM133 158L135 157V159H137L138 157L140 159H137V164L135 163V166L130 167L129 163H128V159L129 158ZM187 157V156H186ZM193 157V156H192ZM224 157V156H223ZM232 157V156H231ZM229 157V159L231 158ZM242 157V156H241ZM252 157V155H251ZM256 158V156H253ZM6 158V157H5ZM4 158V161H5ZM17 158V157H16ZM101 158V157H99ZM110 158V157H109ZM184 158V157H183ZM190 158V157H189ZM234 158V156H233ZM238 158V157H237ZM236 158V160H237ZM250 158V157H249ZM258 158V157H257ZM10 159V158H7ZM79 159V158H78ZM188 159V158H187ZM227 159V158H226ZM87 160V161H86ZM123 160V159H122ZM133 160V159H132ZM234 160V159H233ZM240 160V158L238 159V161ZM248 160V159H247ZM12 161V159H11ZM79 161V160H78ZM117 161V160H116ZM235 161V160H234ZM83 162V161H82ZM110 162V163H109ZM108 162V166H107V170L108 174H111L112 172L115 171V169L118 167V171L120 170L121 167H124L119 165L117 166L112 160ZM156 162V161H155ZM244 162V161H243ZM251 162V161H250ZM1 163V162H0ZM133 163V162H132ZM247 163V162H246ZM22 164H24L25 169L23 168L22 170ZM26 164V165H25ZM80 164V163H79ZM78 164V165H79ZM121 164H125V163H121ZM6 165H0V168L3 169L5 168ZM141 165H144L143 167ZM156 165V164H155ZM27 166L30 168V171L33 172V174L30 173V171L28 170ZM97 166V165H96ZM240 166V165H239ZM51 167L53 169H55V174L51 173ZM83 167V166H81ZM125 167V168H126ZM132 168H136L133 169L135 170V172H133ZM247 168V167H246ZM89 169V171H91ZM255 169V168H254ZM257 169V167H256ZM122 170V169H121ZM120 170V171H121ZM124 170V169H123ZM240 170V169H239ZM260 171V169H258ZM74 171V170H73ZM119 171V172H120ZM127 174H130L127 172V170H124ZM148 171V173H149ZM259 171L254 170V175H255V179L257 180L260 176V173L263 172L264 170H262L260 173ZM78 172V171H77ZM76 172V174L78 175V173ZM80 172V171H79ZM84 172V171H83ZM82 172V173H83ZM118 172V173H119ZM124 172V174H125ZM230 172V173H228ZM244 172V171H243ZM242 172V173H243ZM88 173V172H87ZM145 173V172H144ZM159 173V172H158ZM181 173V175H179ZM236 173V171H235ZM248 172H246L247 174ZM5 174V175H7ZM54 174V176H53ZM92 174V172H91ZM219 174V177H217V175ZM241 174V173H239ZM249 174V173H248ZM247 174V175H248ZM263 174V173H262ZM19 175V174H18ZM56 175V176H55ZM80 175V174H79ZM93 175V174H92ZM144 175V174H143ZM244 175V174H243ZM246 175V176H247ZM53 176V177H52ZM84 176V175H83ZM119 176V175H118ZM127 177V175H125ZM252 176V174H251ZM6 177V176H5ZM124 177V180L125 178ZM132 177V174H131ZM135 175L133 176L134 179ZM143 177V176H142ZM245 177V176H244ZM243 177V178H244ZM250 177V176H247ZM8 178V176H7ZM15 178V177H14ZM13 178V179H14ZM54 178V180H52ZM86 178V177H85ZM120 178H122L120 176ZM129 178V177H128ZM136 178V177H135ZM145 178V177H144ZM183 178L188 179V182H183ZM89 179V178H88ZM138 179V178H136ZM135 179V180H136ZM249 179V178H248ZM254 179V181H256ZM90 180V179H89ZM140 180H142L140 178ZM139 182H142L140 181ZM8 181V180H7ZM114 181H119V179H115ZM121 181V180H120ZM119 181V183H120ZM137 181V180H136ZM226 181V180H224ZM4 182V180H3ZM6 182V181H5ZM4 182V184H5ZM10 182V181H9ZM89 182V181H88ZM97 182V181H96ZM122 182H123V178H122ZM126 182V181H125ZM135 182V181H134ZM243 182V181H242ZM251 181H249L250 183ZM259 182V181H258ZM113 183V181H112ZM111 183V184H112ZM136 184H138V182H135ZM135 183H132V185L136 186ZM144 183V182H143ZM219 183V184H217ZM248 181L245 184L243 183H238L239 187H242L241 185H247L249 184ZM76 184V183H75ZM93 184V183H92ZM98 184V183H97ZM110 184V183H109ZM122 184V183H121ZM126 183H123V185ZM131 184V183H130ZM127 184V185H130ZM251 184V183H250ZM260 184V183H258ZM58 185V184H57ZM94 185V184H93ZM117 185V184H116ZM120 185V184H119ZM141 185V184H140ZM143 185V184H142ZM151 185V184H150ZM157 184L154 183L152 184L153 188L156 186ZM253 185V184H252ZM262 185V184H261ZM261 185L259 187H261ZM118 186V185H117ZM122 186V185H120ZM125 186V185H124ZM196 186H199V189H197ZM238 186V185H237ZM6 187V186H5ZM48 187V186H47ZM60 187V186H59ZM80 187V186H79ZM87 187V186H86ZM112 187V186H111ZM110 187V189H111ZM115 187V186H114ZM138 187V186H137ZM235 187V186H234ZM233 187V188H234ZM17 188V187H16ZM15 188V189H16ZM71 188V187H70ZM106 188V187H105ZM107 188H108V184H107ZM117 188V187H116ZM121 188V187H120ZM126 188V187H125ZM152 188V187H151ZM150 188V190H151ZM162 188V187H161ZM222 191H219L220 189ZM257 188V187H256ZM253 193L255 192V189ZM14 189V190H15ZM50 189V188H49ZM47 189L48 191V195L50 190ZM57 189V188H56ZM63 189V188H62ZM75 189V188H74ZM109 189V188H108ZM147 189V188H146ZM236 189V188H235ZM235 189H231L230 196L231 197H235ZM244 189V188H243ZM13 190V192H14ZM44 191V189H42ZM46 190V189H45ZM77 190V189H76ZM75 190V191H76ZM84 190V189H83ZM112 190V189H111ZM145 190V189H144ZM163 190V189H162ZM161 190V191H162ZM234 190V191H233ZM6 191V190H5ZM158 191V190H157ZM189 191H191V194H188ZM3 192V191H2ZM20 192V191H19ZM41 192V191H40ZM46 192V191H45ZM57 192V190H56ZM249 192V191H248ZM261 192H264V186H262L261 188ZM6 193V192H5ZM12 193V192H11ZM44 193V192H43ZM67 193V192H66ZM76 193V192H75ZM74 193V194H75ZM164 193V191H163ZM260 193V192H259ZM13 193V197H14ZM19 194V193H18ZM18 194H15L16 196ZM45 194V193H44ZM150 194V193H148ZM1 195V194H0ZM39 195V193L37 194ZM42 195V193H41ZM55 195V194H54ZM132 195V194H131ZM137 195V194H136ZM146 195V194H145ZM144 195V196H145ZM160 195V194H159ZM165 195V194H164ZM163 195V196H164ZM174 195V193H173ZM256 195V194H255ZM30 196V195H29ZM35 196V195H34ZM45 196H47V193L45 194ZM58 195H55V197ZM59 196H62V194H60ZM58 196V197H59ZM134 196V195H132ZM142 196V195H141ZM150 196V195H149ZM259 196V195H258ZM1 197V196H0ZM7 197V195H6ZM4 197L5 199H9L10 197ZM31 197V196H30ZM38 197V196H37ZM41 197V196H40ZM43 197V196H42ZM66 197V196H65ZM72 197V196H71ZM77 199H79L78 194H77ZM140 197V196H139ZM157 197H159L157 195ZM215 197H219V198H215ZM17 198H19L17 196ZM45 198V197H44ZM49 198V196L47 197ZM155 197H153L154 199ZM238 198V197H237ZM2 199V198H1ZM15 199V198H14ZM31 199V198H30ZM32 199H34L32 197ZM36 199V198H35ZM75 199V196H74ZM76 199V200H77ZM122 199V198H121ZM152 199V200H153ZM156 199V198H155ZM162 199V197H161ZM4 200V199H3ZM11 200V198H10ZM13 200V199H12ZM39 199H37L38 201ZM41 200V198H40ZM45 200V199H44ZM75 200V202H76ZM90 200V199H89ZM144 200V199H143ZM151 200V201H152ZM159 200V198H158ZM163 200V199H162ZM165 200V199H164ZM30 201V200H29ZM32 201V200H31ZM35 201V200H33ZM32 201V203H33ZM67 201V200H65ZM60 202L58 199L56 200H52V201H48L47 203H43L46 205L45 208L47 209H51V211L53 212V208H55L56 205H63L62 207V211L60 212V214L63 212V209H65L64 206H67L68 202ZM138 201V200H137ZM0 202H5V201H0ZM39 202V201H38ZM37 202V203H38ZM42 202L40 201L39 203L42 204ZM74 202V203H75ZM154 202V201H153ZM155 202H157V199L155 200ZM162 202V201H161ZM6 203V202H5ZM9 203V202H8ZM12 203V202H10ZM20 203V202H19ZM25 203V200H24ZM222 203V204H220ZM228 202H224V204L226 205ZM240 203V202H239ZM257 205L255 204V202L252 204V206H256V211L258 212V208H261L264 205V196L261 200H257ZM1 204V203H0ZM71 204V203H70ZM76 205L78 204L77 202L75 203ZM157 204V203H156ZM8 205V204H7ZM4 206V207H7ZM30 205V204H29ZM91 205V204H90ZM153 203L151 202V206L153 208ZM224 205V206H225ZM2 206V208H3ZM13 206H15V204H13ZM69 206V204H68ZM66 208H69V207ZM79 206V205H78ZM92 206V205H91ZM99 206V205H98ZM219 207H223V209H221L219 212L215 213L217 208ZM231 206V205H230ZM232 206L233 207H238V201L232 199ZM258 206V207H257ZM29 207V206H27ZM35 207V206H34ZM33 207V210H35V208ZM58 207V206H57ZM61 207V206H60ZM59 207V209H60ZM77 207V206H75ZM80 207V206H79ZM144 207V206H143ZM155 207V206H154ZM227 207V206H226ZM1 208V207H0ZM21 208V206H20ZM31 208V207H30ZM43 208V207H42ZM41 208V209H42ZM149 207L147 206V209ZM156 209L158 207H155ZM153 210H156V209ZM6 209V208H5ZM17 209V208H15ZM14 209V210H15ZM70 209V208H69ZM74 209V208H72ZM150 209V208H149ZM4 210V209H1ZM7 210V209H6ZM32 210V211H33ZM67 210V209H66ZM78 210V209H77ZM152 210V211H153ZM11 211V210H10ZM22 211V209H21ZM71 211V210H70ZM69 211V212H70ZM140 210H137V212ZM143 211V210H142ZM156 211V212H158ZM260 211V210H259ZM27 212V211H26ZM43 212H45L43 210ZM78 212V211H77ZM89 212V211H88ZM91 212V211H90ZM93 212V211H92ZM150 212V211H149ZM253 210L246 208L244 206L240 207V211L237 213V215H249L253 216ZM49 213V212H47ZM94 213V212H93ZM140 213V212H138ZM261 213V212H260ZM1 214V212H0ZM3 214V213H2ZM2 214L0 215L2 217ZM20 214V213H19ZM22 214V213H21ZM72 214V212H71ZM70 214V215H71ZM74 214V213H73ZM79 214V213H78ZM147 214V211H146ZM149 214V213H148ZM223 214V215H222ZM13 215V214H11ZM27 215V214H26ZM30 215V214H29ZM37 216H39L38 214H36ZM52 215V214H51ZM128 215V214H127ZM126 215V216H127ZM262 215V214H261ZM5 216V214H4ZM32 216V215H30ZM42 216V215H41ZM72 216V215H71ZM220 216V217H219ZM231 216V215H230ZM6 217V216H5ZM65 217V216H64ZM68 217V215H67ZM106 217V216H105ZM144 214L142 216V219L144 220ZM154 217V216H153ZM169 217V216H168ZM179 217L177 220H179ZM257 217V216H256ZM256 217L246 220L247 218H245L244 220L246 222H241V224H243V226L247 225L248 222L250 221V223H252L253 225H255L256 227L259 226V224H261L259 222V220L257 221H253V219H255ZM25 218V217H24ZM27 218V217H26ZM39 218V217H38ZM37 218V219H38ZM43 218V216H42ZM61 218V216H60ZM69 218V217H68ZM127 218V217H125ZM136 219V217H134ZM172 218V219H173ZM234 218V217H233ZM7 219V218H6ZM98 219V218H97ZM128 219V218H127ZM138 219V218H137ZM157 219V220H158ZM169 219V218H168ZM167 219V221L169 222V220ZM12 220V219H11ZM25 220H29V219H25ZM24 220V221H25ZM31 220V219H30ZM29 220V221H30ZM43 220V219H42ZM62 220V219H61ZM64 220V219H63ZM155 220V219H154ZM261 220V218H260ZM8 221V220H7ZM37 221V220H36ZM41 221V220H40ZM44 221V220H43ZM42 221V222H43ZM46 221V220H45ZM102 221V220H101ZM135 221V220H133ZM132 221V222H133ZM147 221V219H146ZM145 221V222H146ZM163 221V220H162ZM166 221V220H164ZM166 221V222H167ZM174 221V220H173ZM26 222V221H25ZM130 222V221H129ZM141 222V220H140ZM28 223V222H27ZM26 223V224H27ZM31 223V221H30ZM29 223V224H30ZM38 222H36V225ZM44 223V222H43ZM126 223L127 220H126ZM135 223V222H134ZM133 223V224H134ZM142 223H144V221H142ZM149 223V221H148ZM157 223V222H156ZM177 223V225H178ZM225 223V222H224ZM34 224V223H33ZM146 224V223H144ZM227 224V223H226ZM14 225V224H13ZM11 225V229L12 226ZM151 225V224H150ZM164 225V224H163ZM20 226H22L20 224ZM41 226V223H40ZM123 226V225H122ZM128 226V225H127ZM134 226V225H133ZM137 226V225H136ZM148 228L147 225H144ZM143 226V227H144ZM168 226V224H167ZM170 226V225H169ZM173 226V225H172ZM250 226V225H249ZM36 226H34L35 228ZM39 227V226H38ZM129 227V226H128ZM161 227V226H160ZM160 227H158V229H160ZM165 227V226H164ZM162 226V229L164 228ZM178 227V226H177ZM229 227V226H228ZM10 228V227H9ZM19 228V227H17ZM27 228V227H26ZM40 228V227H39ZM45 228V227H44ZM119 228V227H118ZM139 227H136V229H138ZM147 228L143 229L146 230ZM151 228V227H150ZM157 228V227H155ZM154 228V229H155ZM172 228V227H171ZM250 228V227H249ZM252 228V226H251ZM29 229V228H28ZM25 229V230H28ZM41 229H43L41 227ZM140 229V228H139ZM149 229V228H148ZM147 229V230H148ZM161 229V231H162ZM166 229H169L168 227ZM255 229V228H252ZM18 230V229H17ZM23 231V227L21 229ZM36 230V228H35ZM35 230H33L35 232ZM110 230V229H109ZM125 230V229H124ZM157 230V229H156ZM250 233V229H248ZM256 230V229H255ZM264 230V228H263ZM10 231V230H9ZM12 231V230H11ZM16 231V230H15ZM46 231V230H45ZM118 231V230H117ZM158 231V230H157ZM160 231V232H161ZM167 231V230H166ZM170 231V230H169ZM24 232V231H23ZM70 232V231H69ZM131 232V231H130ZM129 232V233H130ZM138 232V231H137ZM173 233V230L170 231L169 233H167V235L170 233ZM229 232V231H228ZM11 234V232H9ZM39 233V232H38ZM41 233V232H40ZM39 233V234H40ZM44 233V232H43ZM68 233V231H67ZM165 232H163L164 234ZM165 233V236H166ZM241 233V232H240ZM254 233V232H253ZM262 233V234H261ZM261 236L264 234V231L261 232ZM8 234V236L10 235ZM22 234V233H21ZM52 234V232H51ZM90 234V232H89ZM189 234V235H188ZM239 234V233H237ZM251 234V233H250ZM15 235V234H14ZM18 235V234H17ZM16 235V236H17ZM26 235V233H25ZM25 235H23L25 237ZM31 235V234H30ZM70 235V233H69ZM92 235V234H91ZM177 235V234H176ZM176 235L174 237H176ZM22 236V235H20ZM42 236V234L40 235ZM44 236V235H43ZM54 236V235H53ZM52 236V237H53ZM89 236V235H86ZM84 236V237H86ZM164 236V237H165ZM250 236V235H249ZM5 237V236H4ZM167 237V236H166ZM165 237V238H166ZM169 237V236H168ZM241 236H239L240 238ZM31 238V237H30ZM38 238V237H37ZM46 238V237H45ZM44 238V240H45ZM49 238V237H48ZM83 238V237H82ZM118 238V236H117ZM178 238V237H177ZM175 240H178V239ZM237 238V235L234 236L233 239ZM243 239L245 237H242ZM252 238V237H251ZM22 239V238H21ZM40 239V238H39ZM86 239V238H84ZM168 239V238H167ZM185 239V238H184ZM187 239V238H186ZM250 239V238H249ZM256 237H255V242H256ZM4 240V239H3ZM29 240V239H28ZM38 240V239H37ZM43 240V241H44ZM253 240V238H252ZM258 240V239H257ZM260 240V239H259ZM41 241V240H40ZM85 241V240H84ZM254 241V240H253ZM20 242V241H19ZM38 242V241H37ZM45 242V241H44ZM86 242V241H85ZM118 242V241H117ZM174 242V241H173ZM252 242V241H251ZM43 243V242H42ZM261 243V241L259 242ZM174 244V243H173ZM253 244V243H252ZM256 244V243H255ZM36 245V244H35ZM39 245V244H37ZM202 245V247H203ZM258 245V244H257ZM34 246V245H33ZM113 246V245H112ZM161 246V245H160ZM196 246V245H193ZM193 246H184L182 247L183 252L182 255H184L183 253H185V251L187 252L190 248L196 249L198 250V246L193 247ZM239 246V247H237ZM241 246V247H240ZM250 246V245H249ZM248 246V247H249ZM256 246V245H255ZM111 247V246H110ZM109 247V248H110ZM114 247V246H113ZM116 247V244H115ZM169 247V246H168ZM201 248V246H199ZM247 247V246H246ZM251 247H254L253 245ZM264 247V246H263ZM105 248V247H104ZM112 248V247H111ZM165 248V247H164ZM208 249V248H207ZM243 249V250H242ZM250 249V248H249ZM253 249V248H251ZM250 249V250H251ZM117 250V248H116ZM164 250V249H163ZM162 250V251H163ZM168 250V249H167ZM172 250V249H171ZM200 250V249H199ZM204 250V249H203ZM206 250V248H205ZM204 250V251H205ZM255 249H253L254 251ZM182 251V250H181ZM246 251V250H245ZM244 251V252H245ZM258 251V250H257ZM193 252V250H192ZM198 252H201L198 251ZM196 252V253H198ZM248 252V249H247ZM20 253V252H19ZM88 253V252H87ZM108 253V252H107ZM202 253V252H201ZM218 253V252H216ZM250 253V252H249ZM17 254V253H16ZM186 254V253H185ZM254 254V253H251ZM250 254V255H251ZM257 254V253H256ZM255 254V255H256ZM106 255V254H105ZM187 255V254H186ZM200 255V253H199ZM206 255V254H204ZM238 255V254H236ZM245 255V254H244ZM260 255V254H259ZM264 255V254H263ZM19 256V255H18ZM175 256V254H174ZM178 256V254H177ZM180 256V255H179ZM185 256V255H184ZM201 256V255H200ZM199 256V258H200ZM217 256H219V254H217ZM253 256V255H252ZM251 256V257H252ZM16 257V256H15ZM14 257V258H15ZM53 257V256H52ZM171 257V253L169 255V260L172 259ZM203 257V256H202ZM206 257V256H205ZM210 257V256H209ZM208 257V258H209ZM244 257V256H243ZM246 257V256H245ZM254 258L257 257L253 256ZM50 258V257H49ZM84 258V257H83ZM178 258V257H176ZM180 258V257H179ZM178 258V259H179ZM185 258V257H184ZM212 258V257H211ZM240 258V257H239ZM12 259V258H11ZM51 259V258H50ZM167 259V257H166ZM177 259V260H178ZM182 259V258H180ZM214 259V258H213ZM242 259V258H241ZM246 259V258H245ZM248 259V258H247ZM256 259V258H255ZM13 260V259H12ZM46 260V259H45ZM48 260V259H47ZM57 260V259H56ZM176 260V259H175ZM174 260V262H175ZM184 259H182L183 261ZM201 260V259H200ZM208 260V259H207ZM240 260V259H239ZM264 260V259H263ZM7 261V260H6ZM164 261V260H163ZM253 261V259H252ZM9 262V261H8ZM62 262V261H61ZM149 262V261H148ZM172 262V260L170 261ZM172 262V264L174 263ZM179 262V261H178ZM208 262V261H206ZM218 262V264H220ZM247 262V261H246ZM257 262V261H256ZM10 263V262H9ZM12 263V261H11ZM140 263V262H138ZM150 263V262H149ZM176 263V262H175ZM204 263V262H203ZM229 263V262H228ZM254 264V262H252ZM41 264V263H40ZM55 264V263H54ZM58 264V263H56ZM101 264V263H100ZM141 264V263H140ZM147 264V263H145ZM152 264V262L150 263ZM164 264V262H163ZM166 264V262H165ZM171 264V263H170ZM177 264V263H176ZM182 264V263H181ZM217 264V263H216ZM230 264V263H229ZM236 264V263H235ZM241 264V263H240ZM258 264V263H257Z\"/></svg>","mask_w":264,"mask_h":264}]
</instances>
